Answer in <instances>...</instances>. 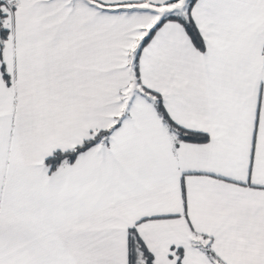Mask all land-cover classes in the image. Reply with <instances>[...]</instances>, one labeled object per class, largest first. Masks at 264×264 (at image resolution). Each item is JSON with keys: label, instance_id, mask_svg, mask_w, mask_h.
Instances as JSON below:
<instances>
[{"label": "snow or ice", "instance_id": "1", "mask_svg": "<svg viewBox=\"0 0 264 264\" xmlns=\"http://www.w3.org/2000/svg\"><path fill=\"white\" fill-rule=\"evenodd\" d=\"M0 264H264V0H0Z\"/></svg>", "mask_w": 264, "mask_h": 264}]
</instances>
